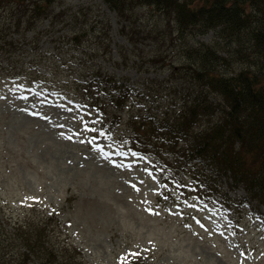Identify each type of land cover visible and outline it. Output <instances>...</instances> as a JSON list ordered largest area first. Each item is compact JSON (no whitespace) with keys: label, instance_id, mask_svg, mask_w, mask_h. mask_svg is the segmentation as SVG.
Listing matches in <instances>:
<instances>
[{"label":"rangeland","instance_id":"rangeland-1","mask_svg":"<svg viewBox=\"0 0 264 264\" xmlns=\"http://www.w3.org/2000/svg\"><path fill=\"white\" fill-rule=\"evenodd\" d=\"M131 2L127 21L101 0H56L31 24L24 5L0 9V210L16 217L34 202L51 209L90 264H264L262 206L236 202L230 215L200 206L188 167L165 158L153 171L125 148V120L110 140L95 139L92 122L82 125L80 77L99 70L136 86L123 117L149 104L170 110L182 48L215 40L180 38L171 18ZM74 31H85L78 48ZM56 78L73 103L57 95ZM228 194L240 200L245 192Z\"/></svg>","mask_w":264,"mask_h":264},{"label":"trees","instance_id":"trees-1","mask_svg":"<svg viewBox=\"0 0 264 264\" xmlns=\"http://www.w3.org/2000/svg\"><path fill=\"white\" fill-rule=\"evenodd\" d=\"M55 1L0 0V9L24 5L25 22L31 24L47 17ZM101 1L127 21V3L131 1ZM133 1L171 18L180 38L211 33L215 40L182 48L183 64L174 72L179 74V90L172 89L178 97L170 98V110L150 109L149 104L145 111H132L123 117L130 100L138 97L136 86L99 70L92 79L80 77L75 88L81 91L88 114L85 120L79 118L84 121L82 125L88 127L92 122L90 134L95 139L110 140L115 135L113 130L125 120V148L136 158L148 159L153 171L165 158L182 171L188 167L200 206H212L226 215L234 213L236 202L237 206L255 203L264 209V0ZM90 30L95 33L94 27ZM84 32L76 35L74 31L70 44L78 48ZM228 58L239 63L237 69ZM55 80L57 95L64 98V104L73 103L69 93L60 90L65 83ZM79 113L82 116V111ZM203 120L207 124L201 123ZM175 178L179 179V171ZM223 184L227 191L222 190ZM200 187L204 193L198 192ZM235 189L244 190L242 199L230 197L228 191ZM0 264L90 263L70 241L57 214L34 202L16 217H7L0 210Z\"/></svg>","mask_w":264,"mask_h":264},{"label":"snow or ice","instance_id":"snow-or-ice-1","mask_svg":"<svg viewBox=\"0 0 264 264\" xmlns=\"http://www.w3.org/2000/svg\"><path fill=\"white\" fill-rule=\"evenodd\" d=\"M70 138V137H69Z\"/></svg>","mask_w":264,"mask_h":264}]
</instances>
